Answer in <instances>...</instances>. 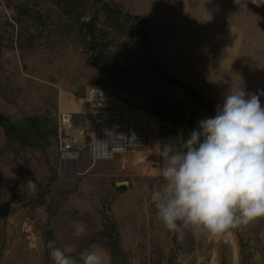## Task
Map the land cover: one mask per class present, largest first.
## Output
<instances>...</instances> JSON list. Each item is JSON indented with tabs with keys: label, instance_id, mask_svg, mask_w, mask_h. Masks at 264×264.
I'll return each instance as SVG.
<instances>
[{
	"label": "rangeland",
	"instance_id": "1",
	"mask_svg": "<svg viewBox=\"0 0 264 264\" xmlns=\"http://www.w3.org/2000/svg\"><path fill=\"white\" fill-rule=\"evenodd\" d=\"M104 1H115L125 11L142 15L149 30L146 41L135 33L142 26L137 22L127 23L129 32L121 34L108 26L112 21L99 20L100 29L107 26L111 62L118 63L117 76L111 79L101 76L87 52L79 21L67 20L47 0H41L36 6L41 13L34 15L27 8L28 0H0V111L25 124L14 136H8L0 125V264H52L48 241L70 248L77 257L85 248L98 246L108 253L109 264H197L190 256L202 245L199 240L209 238L194 236L190 230L182 237L167 231L143 190L145 184L150 188L159 184L162 161L153 164L150 157L164 143L178 144L186 128L193 129L200 119L214 116L218 105L200 94L201 104L164 78L166 69L184 83L182 42L165 39L164 47L170 42L175 47L168 55H182L171 67V59L162 61L149 40L150 32L159 28L161 18H157H175L181 12L175 4L179 0ZM210 1L224 14L225 34L229 24L240 25L245 34L248 45L242 49L241 72L254 69L259 77L264 71V6L249 2L247 11H242L233 0ZM96 36L97 40L102 37L99 31ZM160 48L156 47L158 52ZM91 88L116 95L118 103L146 118L150 143L97 162L84 151L77 171L65 174L58 160L57 111L59 106L83 111ZM175 99L181 100L177 107L186 109L188 118L180 126H161L153 112ZM120 186L126 190L119 191ZM41 205L46 206V220L36 211ZM263 224L264 217L258 218L212 238L235 236L247 251L248 240L261 236ZM78 225L86 231L76 237ZM204 246L216 252L206 250L204 264H230L229 244Z\"/></svg>",
	"mask_w": 264,
	"mask_h": 264
},
{
	"label": "clouds",
	"instance_id": "2",
	"mask_svg": "<svg viewBox=\"0 0 264 264\" xmlns=\"http://www.w3.org/2000/svg\"><path fill=\"white\" fill-rule=\"evenodd\" d=\"M242 11L248 3L264 6V0H233ZM240 83L232 86L214 116L200 119L181 134L178 144L164 143L159 184L143 190L149 193L157 219L163 227L183 236L218 237L264 217V107L260 96ZM42 220L46 206L36 209ZM83 225L74 231L85 234ZM52 264H109L106 250L92 246L78 257L70 248L48 241Z\"/></svg>",
	"mask_w": 264,
	"mask_h": 264
},
{
	"label": "crops",
	"instance_id": "3",
	"mask_svg": "<svg viewBox=\"0 0 264 264\" xmlns=\"http://www.w3.org/2000/svg\"><path fill=\"white\" fill-rule=\"evenodd\" d=\"M182 1L175 3L181 10V12L177 11L175 17L177 20L173 16L159 17L157 18H161L158 22L159 28H156L153 34L150 32L149 40L161 60L171 59L169 65L172 67L175 61L179 62L182 58V55L175 57L172 54L168 55L167 51L175 48L171 42L164 47L165 39L176 38L182 42L180 49L185 53L184 83L199 92L205 100L222 104L224 96L231 87L240 83L249 93L264 92V71L260 72L258 77L254 69L244 73L240 70L242 49L248 45L240 25L238 28L229 24V31L225 34V17L220 13L216 3L210 0ZM158 45L161 47L159 52L156 49ZM160 52H164V56ZM260 100L264 107V95L260 96ZM113 106L115 109H121L125 104L117 102ZM260 230L261 236L256 239L257 241L248 240L250 246L247 251L235 236L222 237L221 242H218L220 239L211 237L199 240L202 245L193 250L190 259L198 261L197 264H204L206 250L216 254L215 250L206 249L204 244L225 243L230 245L229 249L232 250L233 255L228 263L242 264L245 260V264H264V224ZM243 252H247L246 259L243 258Z\"/></svg>",
	"mask_w": 264,
	"mask_h": 264
},
{
	"label": "built area",
	"instance_id": "4",
	"mask_svg": "<svg viewBox=\"0 0 264 264\" xmlns=\"http://www.w3.org/2000/svg\"><path fill=\"white\" fill-rule=\"evenodd\" d=\"M83 111H57L60 170L77 171L86 151L93 162L110 160L150 143V122L126 107L115 109L117 96L91 88Z\"/></svg>",
	"mask_w": 264,
	"mask_h": 264
},
{
	"label": "trees",
	"instance_id": "5",
	"mask_svg": "<svg viewBox=\"0 0 264 264\" xmlns=\"http://www.w3.org/2000/svg\"><path fill=\"white\" fill-rule=\"evenodd\" d=\"M51 4L56 5L63 16L67 20L80 22L81 34L84 38V46L87 48V52H90L97 70L101 76L111 79L117 76L116 67L118 63L112 60L109 53L110 42L105 39L107 29L105 26L98 27L99 20L104 18L105 21H112L108 26H112L116 30H119L121 34H127L129 32V26L127 23L135 24V22L142 25L135 30V33L139 34L143 40H148L149 30L146 26L147 19L142 15H134L128 11H125L123 7L115 1H104V0H47ZM32 15L40 14L41 10L37 9L36 6L41 4V0H28L26 3ZM90 13V14H89ZM89 14V15H88ZM134 26V25H133ZM136 26V25H135ZM135 28V27H134ZM132 30V28H131ZM100 33L102 37L97 40L96 32ZM164 78L169 80L171 84L181 87L185 92L194 97L198 102L204 104L203 97L195 89L181 82L175 76L170 74L166 69H163ZM175 103L168 104L167 106H161L158 111L153 112V116L160 121L161 126H175L183 125L185 120L188 118V111L177 107V104L181 100L175 99ZM0 125L8 136L17 135L23 130L25 124L13 121L7 115L0 111ZM188 126V125H187ZM185 129V128H184ZM186 130V131H185ZM185 137L189 132V128H186ZM191 130V129H190ZM150 161L153 164L161 162V158L157 155L150 157ZM119 191L123 192L126 190L125 186L118 187ZM115 228V225L109 229ZM116 243H111L113 249H115Z\"/></svg>",
	"mask_w": 264,
	"mask_h": 264
},
{
	"label": "bare ground",
	"instance_id": "6",
	"mask_svg": "<svg viewBox=\"0 0 264 264\" xmlns=\"http://www.w3.org/2000/svg\"><path fill=\"white\" fill-rule=\"evenodd\" d=\"M84 110V109H83Z\"/></svg>",
	"mask_w": 264,
	"mask_h": 264
}]
</instances>
